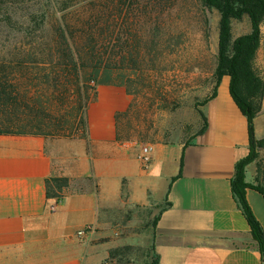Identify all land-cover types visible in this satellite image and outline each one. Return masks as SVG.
<instances>
[{
	"label": "crops",
	"instance_id": "1",
	"mask_svg": "<svg viewBox=\"0 0 264 264\" xmlns=\"http://www.w3.org/2000/svg\"><path fill=\"white\" fill-rule=\"evenodd\" d=\"M254 65L264 75V27ZM97 93L86 139L0 135V264H262L231 188L249 139L229 78L201 108L204 131L153 144L146 166L135 142L115 139L127 97L107 99L113 86ZM253 123L263 138L264 94ZM50 177L69 179L58 200L46 197ZM246 200L264 230V197L247 189Z\"/></svg>",
	"mask_w": 264,
	"mask_h": 264
},
{
	"label": "trees",
	"instance_id": "2",
	"mask_svg": "<svg viewBox=\"0 0 264 264\" xmlns=\"http://www.w3.org/2000/svg\"><path fill=\"white\" fill-rule=\"evenodd\" d=\"M199 1L203 9L215 10L219 16L214 88L202 105L215 96L221 79L227 76L230 97L247 121L249 139L247 155L236 163L231 188L264 263V230L246 200L247 189L264 197V186L257 179L255 184L245 180L246 167L264 148V138L255 137L253 123L262 110L264 94V76L254 65L264 24V0ZM152 3L141 6V0H107L89 18L71 21L66 6L18 14L22 6L0 0V21L13 30L11 37L0 38V135L86 139L88 108L99 86L128 88L136 83L150 88L144 71L157 67L164 50L174 53L181 39L180 32L161 25L162 14ZM114 16L122 17L120 24L113 22ZM245 16L250 31L234 38L232 22ZM121 34L128 39L123 40ZM118 45L120 56L113 49ZM128 71L137 73L136 80L129 78ZM131 108L130 104L126 111L115 114L118 142L131 137L129 122L121 129L117 123ZM200 116L203 126L198 135L206 127L202 112ZM68 186V178L50 177L45 180L46 197L58 200Z\"/></svg>",
	"mask_w": 264,
	"mask_h": 264
},
{
	"label": "rangeland",
	"instance_id": "3",
	"mask_svg": "<svg viewBox=\"0 0 264 264\" xmlns=\"http://www.w3.org/2000/svg\"><path fill=\"white\" fill-rule=\"evenodd\" d=\"M9 1L11 4L22 6V10L17 11L18 14H28L31 10H40L39 8L45 6L54 9L66 6L67 18L76 21L89 18L93 10L107 0ZM141 2V6L153 2L157 11L162 14L161 25L165 29L180 32L181 39L174 53L170 54L164 50L160 53L157 67H148L144 71L145 77L148 76L145 83L151 85L150 88L133 83L129 84L128 88L116 87L119 93L105 94L107 99L127 97L129 102L127 107L119 112L126 111L130 104L132 108L126 116L117 121L118 128L121 129L129 122L127 131L131 137L125 142H135L139 151L142 147H151L157 143L191 142L199 134L203 126L200 116L202 102L214 88L212 72L217 55L216 20L219 18L215 10L203 9L199 0H141ZM112 18L115 24L121 23L122 17ZM243 18L240 21H233L232 30L235 35L250 30V25L246 27V22L249 24V21L246 16V22ZM129 21L132 22L133 17H130ZM261 27H264V24ZM11 28V25L6 26L0 21V38L11 37L13 35ZM115 30L118 36V28ZM122 36L123 40L128 39L127 36ZM113 49L120 56V45ZM258 72L261 74V70ZM127 74L131 80H136L137 73L128 71ZM102 87L99 86L97 89L100 90ZM99 104L97 93L95 101L90 106V112L95 114L100 110L97 108ZM164 106H167V109H163ZM258 156L256 161L246 167L245 180L255 184L257 179L264 186V148L259 149Z\"/></svg>",
	"mask_w": 264,
	"mask_h": 264
},
{
	"label": "built area",
	"instance_id": "4",
	"mask_svg": "<svg viewBox=\"0 0 264 264\" xmlns=\"http://www.w3.org/2000/svg\"><path fill=\"white\" fill-rule=\"evenodd\" d=\"M150 154H151V147H142L140 149V157H139V159H140L141 164L143 166L148 165V163L150 162ZM56 206H57V203H55L53 206H51L50 210L54 211ZM88 231H89V228L81 229V230H79L77 232V236L78 237H82V236L86 235L88 233Z\"/></svg>",
	"mask_w": 264,
	"mask_h": 264
},
{
	"label": "water",
	"instance_id": "5",
	"mask_svg": "<svg viewBox=\"0 0 264 264\" xmlns=\"http://www.w3.org/2000/svg\"><path fill=\"white\" fill-rule=\"evenodd\" d=\"M262 264H264V263L262 262Z\"/></svg>",
	"mask_w": 264,
	"mask_h": 264
}]
</instances>
